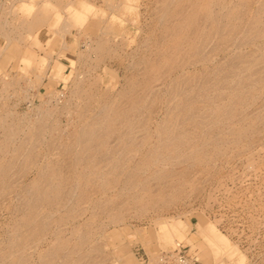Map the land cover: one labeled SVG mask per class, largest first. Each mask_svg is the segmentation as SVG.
Here are the masks:
<instances>
[{"label": "rangeland", "instance_id": "374dc122", "mask_svg": "<svg viewBox=\"0 0 264 264\" xmlns=\"http://www.w3.org/2000/svg\"><path fill=\"white\" fill-rule=\"evenodd\" d=\"M166 1L0 0V169L15 162L8 178L13 187L0 194V258L2 251L12 247L10 240L23 217L21 187L39 180L44 165L62 162L72 136L102 104L125 100L122 93L128 92L131 81L140 79L143 59L152 57L160 46L159 13ZM215 1L239 14L247 13L248 18L257 16V11L264 18L263 0L201 4L206 8ZM31 5L29 11L26 7ZM253 11L256 15L250 16ZM259 39L240 49L228 43L216 51L214 38L207 50L212 59L205 66L224 62L238 51L264 58V37ZM97 42L107 44L105 51L97 49ZM203 68L197 64L187 73L198 74ZM165 92L155 99L153 114L142 118L148 119L146 128L136 129L139 143L125 153L127 163L158 137L155 125L165 117L170 100L169 91ZM263 121L259 132L237 144H222V154L206 163L179 161L174 168L186 169L188 174L177 182L185 187L169 199L159 193L163 182L152 180L150 188L156 196L149 203L137 196L139 186L126 191V178L113 176L98 162L110 175L92 178L89 197L78 199L72 217L67 219L73 212L66 209L56 211L58 215L52 217L59 221L28 242V260L21 263L44 264L57 243L65 241L54 264H63L66 257L67 264H180L174 259L178 245L186 251L187 264H264ZM10 130L16 132L11 143L7 142ZM24 141L32 157L16 160V148ZM164 167L173 168L171 164ZM78 169L90 171L86 163ZM59 215L66 217L64 221ZM164 220L171 239L162 234L159 223ZM205 228L226 240L227 250L209 246Z\"/></svg>", "mask_w": 264, "mask_h": 264}, {"label": "bare ground", "instance_id": "6f19581e", "mask_svg": "<svg viewBox=\"0 0 264 264\" xmlns=\"http://www.w3.org/2000/svg\"><path fill=\"white\" fill-rule=\"evenodd\" d=\"M202 1L209 0H167L162 4L159 13L162 41L152 57L143 59L140 79L129 81L128 92L122 93L125 100L102 104L100 111L82 130L74 131L72 143L66 147L62 162L44 165L39 180L21 187L23 217L17 223L16 236L10 240L12 247L5 253L2 251L0 264H18L28 260V242L57 220L52 217L56 211L66 209L69 213L75 212L78 199L89 197L92 178L110 175V171L99 168L98 162L104 163L113 176L126 178L123 189L130 191L139 186L137 196L152 203L156 196L150 188L152 180L163 182L159 193L168 199L183 191L185 186L180 184L179 179L186 177L188 172L174 168L179 161L206 163L208 158L222 154V144H237L244 136L259 132L264 119V58L238 51L213 67L205 65L212 59L207 52L211 40H217L213 46L216 51L222 50L228 43L235 49L254 44L264 37V18L258 11L257 16L248 18L247 13L239 14L233 8L227 9L220 1L211 2V5L205 2L207 7L204 8ZM26 8L30 11L33 6ZM254 12H250V16L256 15ZM89 42H84L86 47ZM99 43L98 46L96 44L97 49L107 46ZM197 64L204 66L203 71L187 73L190 67ZM165 90L169 91L170 100L164 110L165 117L155 125L158 137L133 157L131 163H127L125 153L139 143L134 134L136 129L146 128L148 119L142 118L153 114L155 99ZM15 134L10 130L7 142L11 143ZM27 143L24 141L16 148V160L32 157ZM83 163L88 165L89 172L78 171ZM166 164H171L173 168L166 169ZM13 167L15 162L0 169V194H6L13 187L8 179ZM74 212L62 215L67 214L68 219ZM65 218L61 217L60 222ZM159 224L163 236L170 238L171 230H165L167 222L164 220ZM202 231L209 246L216 251L227 250L230 246L226 240L214 236L212 230L205 228ZM62 242L57 243L52 253H47L44 264H54V257L62 255L65 241ZM231 252L235 254L236 248Z\"/></svg>", "mask_w": 264, "mask_h": 264}, {"label": "built area", "instance_id": "2783aa9c", "mask_svg": "<svg viewBox=\"0 0 264 264\" xmlns=\"http://www.w3.org/2000/svg\"><path fill=\"white\" fill-rule=\"evenodd\" d=\"M174 255H175L174 256L175 261H177L180 264H187L189 261L186 257V251L183 249L181 245H178Z\"/></svg>", "mask_w": 264, "mask_h": 264}]
</instances>
